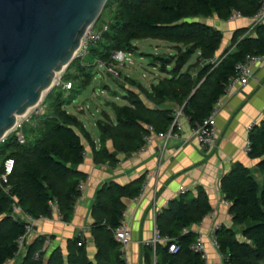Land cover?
Here are the masks:
<instances>
[{"label": "trees", "instance_id": "trees-1", "mask_svg": "<svg viewBox=\"0 0 264 264\" xmlns=\"http://www.w3.org/2000/svg\"><path fill=\"white\" fill-rule=\"evenodd\" d=\"M262 2L108 0L104 10L115 7V11L108 31L90 50L93 58L109 63L114 52L132 54L138 50L134 42L145 39L169 42L177 54L155 57V64L167 77L152 85L150 91L134 80H124L136 90L126 89L128 106L114 105L115 122L105 114V121L98 123L101 149L95 152V162L115 166L119 162L117 154L140 151L146 145L144 138L151 135L148 126L157 134L168 131L175 107L182 108L192 129L202 124L226 94L231 79L237 75V66L248 55L264 54V25L256 27L254 37H243L246 30L236 31L232 40L235 50L231 51L233 47L227 49L214 63L203 65V61L217 57L223 45V35L212 26L199 22L198 18L215 16L228 21L235 12L244 18H252L260 10ZM197 53V62L188 66ZM81 62L75 59L62 78V82L72 84L71 90L57 86L45 99L44 104L55 90H60L52 114L38 117L33 139L26 138V143L20 144L12 133L0 148V163L8 158L15 160V169L9 180L11 196L17 199L25 214L35 220L50 216V202L55 200L63 222H70L76 201L82 194L79 186L86 181V175L77 168L84 162V141L91 138L82 122L65 109L68 102L62 99V92L79 93L90 83L91 67ZM174 63L176 67H172ZM178 66L182 68L178 70ZM72 68L76 74L70 77ZM71 79H77V85ZM168 104L173 106L166 108ZM248 140L251 147L249 155L258 162L257 169L254 171L236 164L220 182L221 191L230 203L232 219L244 240L240 241L232 229L220 227L216 230L225 264H264V121L252 128ZM109 141L113 143L114 152L107 148ZM257 174L263 176L261 183ZM144 182L145 177L127 185L111 182L97 193L92 208L91 230L96 246L94 261L89 259L87 245L81 237L67 243L66 254L56 249L45 259L42 250L47 239L38 237L27 246L20 264H127L114 231L124 218V200L138 197ZM12 205L13 199L0 187V264H6L15 257L19 252L18 241L26 233L27 223L12 217ZM212 210L202 188L198 189L195 197L173 200L157 216L160 236L172 240L167 245L157 246L158 264H205L202 255L192 249L197 235L190 229L199 225ZM173 243L178 247L176 253L169 251ZM36 254L39 255L38 260L35 259Z\"/></svg>", "mask_w": 264, "mask_h": 264}, {"label": "crops", "instance_id": "crops-1", "mask_svg": "<svg viewBox=\"0 0 264 264\" xmlns=\"http://www.w3.org/2000/svg\"><path fill=\"white\" fill-rule=\"evenodd\" d=\"M210 18L213 24L209 25L220 31L225 40L224 49L221 47L216 59L233 47L232 40L236 31L246 30L243 37H254L256 34L253 17H242L234 21L220 20L215 16ZM234 50L235 47L231 49ZM195 55L198 60L199 53ZM87 66L90 67L89 64ZM164 76L167 77L166 74ZM62 84L59 86L63 88ZM120 85L124 86V89L136 90L122 80ZM152 85L154 84L150 85V90ZM126 97L127 95L124 97L125 100ZM170 106L173 105L168 104L166 108ZM65 109L68 111L67 107ZM181 109L175 107V112ZM105 114L115 122L108 113ZM101 121H105V118L97 120V126ZM263 121L264 64L256 67L253 78L247 85L230 88L219 101L215 118L217 145L213 149L204 148L195 141L192 126L184 115L181 119L183 131L178 138L161 139L154 136L152 142L138 152L117 154L119 162L115 166L95 162V152L101 149V134L89 133L91 140L84 141L86 149L84 162L77 168L86 175L85 187L74 206L72 220L68 223L59 220L55 211L48 216V219H37L32 233L26 239V246L9 264H20L27 252V246L38 237L47 239L42 250L45 252V259L56 249H61L66 254L67 243L81 237L87 245L89 259L94 261L96 246L91 230L92 208L97 193L105 184L115 182L127 185L141 177H145V182L140 195L134 199L124 200L123 221L133 234L132 242L122 248L126 263L158 264L159 258L156 252L146 245L156 237L157 216L166 210L173 200H179L184 196L195 197L198 189L202 188L213 210L199 225L192 226L190 230L203 239L207 256L205 264H225L224 257L213 245L214 231L226 227L234 230L240 241L244 240L240 228L232 219L230 205H227L220 182L236 164H242L254 171L257 169L258 162L253 160L245 149L249 127L260 125ZM107 148L110 152H114L111 141L107 142ZM2 164L3 162L0 163V170Z\"/></svg>", "mask_w": 264, "mask_h": 264}, {"label": "water", "instance_id": "water-1", "mask_svg": "<svg viewBox=\"0 0 264 264\" xmlns=\"http://www.w3.org/2000/svg\"><path fill=\"white\" fill-rule=\"evenodd\" d=\"M107 1L0 0V142L56 87Z\"/></svg>", "mask_w": 264, "mask_h": 264}, {"label": "built area", "instance_id": "built-area-1", "mask_svg": "<svg viewBox=\"0 0 264 264\" xmlns=\"http://www.w3.org/2000/svg\"><path fill=\"white\" fill-rule=\"evenodd\" d=\"M242 18L241 13L235 12L233 15L229 18V21H234L236 19ZM254 20V27L264 25V0L262 2V6L260 10L257 12L256 15L253 16ZM109 25L105 24L102 26L100 31H97L95 29V26L92 28L88 29L86 32L82 42L81 46L77 52L76 59H80L82 62L85 61L86 57L89 55L90 52V47L93 45L98 44L102 38L103 35L108 31ZM126 62V55L123 52H114L111 57V61L109 63L101 62L99 61L98 67L100 70H103L104 72H107L116 78H120V73L117 72L116 69L113 68L112 65H119V66H124ZM264 64V54L263 55H248L244 61H242L238 66H237V75L231 79L230 84L227 88L226 91H228L230 88L235 87L237 85H247L248 82L253 78L254 71L256 67L263 65ZM61 85V82L58 83V86ZM63 89L66 91H70L72 88L71 83H63ZM41 105H37L33 110L38 109V107ZM219 102L216 104L214 110L212 111L211 115L200 125H198L196 128L193 129V138L195 141L202 147L207 148V149H213L217 145V131L215 127V118L217 114V108H218ZM32 110L30 113H27L26 115L22 116L21 119L17 120V123L14 127V129L8 134L7 137H5L0 143H5L11 133L15 134V137L17 141L20 144H25L26 143V136L24 133V126L26 123L30 122L31 120V114ZM43 114V107L41 112H39V116ZM183 117V112L182 109L180 111H177L174 113V119L173 122L168 129L166 133H160L157 134L153 130L152 127L148 126V130L151 132V135L146 136L145 143L150 144L153 140V137H159L161 139H166V138H178L182 131V123L181 119ZM255 125H252L249 127V132L252 130V128ZM246 152L249 154L251 151L250 147V142L248 140L247 146H246ZM15 169V160L12 158L6 159L2 166H1V172H0V187L3 189L4 193L9 195L13 199V205H12V217L16 219H21L26 221L27 227H26V233L23 237H21L18 241L19 243V252L15 255V257L9 261H7V264L11 263L12 261L15 260V258L20 254L22 249L25 247V242L28 236L32 233L33 230V225L35 223V219L30 217L29 215L25 214L23 211L22 207L18 204V201L16 198L11 196V187L9 185V180L10 177L12 176L13 172ZM85 187V181L82 182L79 186V191L82 193ZM183 191V189H181ZM227 205H230L229 202H227ZM51 206V213L54 211L58 214L59 220H62V216L60 213L59 205L58 203L54 200L50 202ZM41 219H48V217H41ZM219 229V228H218ZM217 230V229H216ZM216 230L214 231L212 235V242L214 247L219 251V243L216 238ZM187 232V230H185ZM114 236L117 242L125 248L128 246L133 239V234L132 231L129 229L128 225L122 221V224L119 228H117L114 231ZM172 240L169 237H161L159 230L156 229V237L152 239L151 241H148L146 243L147 246H150L154 249L156 252L157 246L158 245H167L171 243ZM192 249L196 251L197 253H200L206 261V252H205V247H204V242L201 236H197L195 243L192 245ZM178 250V247L175 243L169 246V251L171 253H176ZM35 259H39V255H35Z\"/></svg>", "mask_w": 264, "mask_h": 264}, {"label": "rangeland", "instance_id": "rangeland-1", "mask_svg": "<svg viewBox=\"0 0 264 264\" xmlns=\"http://www.w3.org/2000/svg\"><path fill=\"white\" fill-rule=\"evenodd\" d=\"M114 11L115 7L108 8L107 10L103 9L101 13L103 14L102 18L95 26L97 31L101 30L103 24L109 25ZM198 20L199 22L206 25L211 23L213 24V21L210 17H201L198 18ZM224 44L225 40H223L222 49H224ZM93 46L90 47V50ZM134 46L138 50L132 54L125 53L126 62L124 66H112L117 70V72L120 73V79L122 81L129 78L136 81L142 88L149 91L151 84L156 85L161 78L165 77L164 74L160 72L159 65L155 64V57L174 56L177 54V51L175 50L173 44L154 39L135 41ZM90 53L91 52H89V55L86 57V60L81 62V64H86V66L89 64L91 67L90 70L92 72V78L90 83L85 88L81 89L79 93L62 92V99L68 102L66 105L68 112L78 117L82 121L83 126L88 133L95 135L99 134L100 132L97 126V120H103L104 113H108L114 120V105L128 106L129 103L124 99V97L127 95V90L120 85L121 80H117L115 76L100 70L97 64L99 61L93 58L92 54L90 55ZM196 56L197 55H194L192 57L189 65L196 63ZM172 67H176L175 63L172 65ZM66 72L67 70L64 72V74H62V78ZM75 74V68H72L68 76L73 77ZM71 80L77 85V79ZM60 82H62V79L58 80L56 87ZM49 93L44 98V101L48 97ZM59 93V89L55 90L52 97L49 98L45 104L43 101L41 102V105L38 107V109L32 110L30 114L31 120L24 126V133L27 139H33L34 137L33 135L35 134V127L39 120L37 116L39 115V112H41L42 107L44 116H50L52 114L53 110L55 109L54 104L56 103V98ZM2 145L4 144L0 143V148ZM257 178L261 183L263 176L261 174H257Z\"/></svg>", "mask_w": 264, "mask_h": 264}, {"label": "bare ground", "instance_id": "bare-ground-1", "mask_svg": "<svg viewBox=\"0 0 264 264\" xmlns=\"http://www.w3.org/2000/svg\"><path fill=\"white\" fill-rule=\"evenodd\" d=\"M59 77H60V75H59V74H57V76H56V78H55V80H54V83H57V82H58V80H59ZM35 107H36V106H35ZM35 107H34V108H35ZM34 108H32L31 110H33ZM31 110H30V111H31ZM29 113H30V112H29ZM19 119H21V117H20V118H18V120H19Z\"/></svg>", "mask_w": 264, "mask_h": 264}]
</instances>
